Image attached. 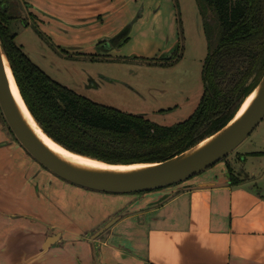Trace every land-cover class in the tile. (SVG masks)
<instances>
[{
    "label": "rangeland",
    "instance_id": "rangeland-1",
    "mask_svg": "<svg viewBox=\"0 0 264 264\" xmlns=\"http://www.w3.org/2000/svg\"><path fill=\"white\" fill-rule=\"evenodd\" d=\"M10 1L11 14L16 18L11 25L17 34L16 43L62 85L94 102L143 114L164 126L187 120L197 109L206 89L205 59L217 46L219 36L215 15L205 0H114L112 13L105 20L108 28L116 32L111 33L112 42L97 38L95 33L100 28L92 32L85 25L74 26L69 11H83L75 6V0H51L52 4L38 1L40 8L49 10L52 17L31 9L25 0ZM126 37L129 40L124 43ZM160 59L169 61L159 64ZM254 151H264V120L229 156L201 174L208 177L212 172L223 171L228 176L234 166L243 167L246 153ZM257 161L259 169L264 170V159ZM14 171L24 180L32 175H39L38 179L44 176L49 189L41 187L44 196L36 201L37 187L32 186L36 190L31 189L32 195L23 187V202L19 201L18 195H11L10 175ZM192 179L133 194L77 186L47 170L30 155L12 133L0 109V223L14 222V214L19 218L21 213L36 211L58 224L66 225L69 219L65 217H73L70 221L84 234L87 229L100 227L115 211L122 209V218L146 211L142 207L144 202L160 198L162 190L166 200L167 195L174 196L178 187ZM47 194L53 202L50 207L44 202ZM146 220V216L131 220V225L137 227V236L131 241L133 247L145 246ZM34 225L31 223L29 228L35 229Z\"/></svg>",
    "mask_w": 264,
    "mask_h": 264
},
{
    "label": "crops",
    "instance_id": "crops-1",
    "mask_svg": "<svg viewBox=\"0 0 264 264\" xmlns=\"http://www.w3.org/2000/svg\"><path fill=\"white\" fill-rule=\"evenodd\" d=\"M25 1L44 17H52L49 10L40 8V0ZM45 1L52 4L51 0ZM112 3L114 0H75V6L83 11L70 10L69 19L74 26L85 25L89 31L100 28L94 32L97 38L112 39L111 33L116 32L105 24ZM246 155L243 167L232 168L238 184H233L230 173L226 176L223 171L208 177L200 174L178 187L174 196L167 195L166 200V193L160 191L163 196L144 202V212L125 218L122 209L113 212L110 217L118 215L117 220L100 238L93 228L82 234L70 216L65 217L69 219L65 225L49 222L46 215L36 211L21 213L19 218L14 214V222L0 223V264H264V170L259 169L257 161L264 159V151ZM10 177L11 195H18L19 201L23 187L31 195L32 186L37 187V191L33 188L36 201L44 196L41 187L49 189L44 176L38 179L39 175H32L24 180L14 171ZM44 202L48 207L53 204L49 194ZM141 216L148 220L147 236L145 246L136 248L131 241L137 236V227L131 225V220ZM29 223L36 224L35 229L29 228ZM49 226L59 230L68 243L39 252L50 235Z\"/></svg>",
    "mask_w": 264,
    "mask_h": 264
},
{
    "label": "trees",
    "instance_id": "trees-1",
    "mask_svg": "<svg viewBox=\"0 0 264 264\" xmlns=\"http://www.w3.org/2000/svg\"><path fill=\"white\" fill-rule=\"evenodd\" d=\"M205 3L219 26L217 46L205 59V93L187 120L171 126L94 102L52 79L16 43L10 0H0V40L26 105L54 141L110 164L162 162L224 128L264 76V0Z\"/></svg>",
    "mask_w": 264,
    "mask_h": 264
},
{
    "label": "water",
    "instance_id": "water-1",
    "mask_svg": "<svg viewBox=\"0 0 264 264\" xmlns=\"http://www.w3.org/2000/svg\"><path fill=\"white\" fill-rule=\"evenodd\" d=\"M6 61L9 64L15 84L18 87L10 62L0 40V109L18 142L47 170L70 183L94 191L112 194L143 193L160 190L187 181L229 156L264 120L263 76L257 87L250 93L251 95L254 91H257L256 98L242 116L236 119L243 104L234 118L224 128L204 139L193 148L162 162L141 163L150 165L142 169L130 171H97L87 169L64 160L50 150L34 132V129L24 120L12 94ZM44 133L47 134L45 131ZM203 143L205 144L200 146ZM106 164L117 166V164ZM116 220L114 219L102 228L96 234V237L110 228ZM56 240L57 237L49 238L43 247L44 251L56 243Z\"/></svg>",
    "mask_w": 264,
    "mask_h": 264
},
{
    "label": "bare ground",
    "instance_id": "bare-ground-1",
    "mask_svg": "<svg viewBox=\"0 0 264 264\" xmlns=\"http://www.w3.org/2000/svg\"><path fill=\"white\" fill-rule=\"evenodd\" d=\"M6 67L9 75L10 80V86L12 90L13 97L16 102V106L18 110L20 111L22 117L24 120L34 129V132L38 135V137L43 141V143L54 153H56L58 156L63 158L64 160L73 163L75 165H78L83 168L97 170V171H130L135 169H142L149 167V164H133L129 166L124 165H117L112 166L109 164H106L101 161L93 160L91 158H87L84 156H80L76 153H73L66 148H64L62 145L56 143L54 140H52L47 134L44 133L42 128L39 126V124L36 122L34 117L32 116L31 112L29 111L28 107L26 106V103L24 102L18 87L15 84L14 78L12 76L11 70L9 68V64L6 61ZM257 96V91H254L243 103L239 113L236 116V119H239L242 114L247 110V108L250 106V104L254 101V99ZM205 143L201 144L200 146H203Z\"/></svg>",
    "mask_w": 264,
    "mask_h": 264
},
{
    "label": "flooded vegetation",
    "instance_id": "flooded-vegetation-1",
    "mask_svg": "<svg viewBox=\"0 0 264 264\" xmlns=\"http://www.w3.org/2000/svg\"><path fill=\"white\" fill-rule=\"evenodd\" d=\"M113 39L114 38L109 39V41L112 42ZM109 41H107V42H109ZM117 216L118 215H114V216L110 217L108 220H106V222L104 224H102L99 228H97V230L95 231V233L97 234L102 228L105 227V225L109 224L111 221H113L114 219H116ZM111 228H112V226L110 228H108L106 231H104L103 233H101L100 236H98L97 238H100L104 233L108 232ZM48 232L50 233V235H47V237L45 239L46 242L51 237H57L56 243H54L53 245H51L49 247L50 250H52L54 247L62 248V247H64V246L67 245L68 241L65 238H63L64 236H63V234L60 233L59 230H57V231L55 230V227L54 226H49L48 227ZM92 235H94V234H91V236ZM45 243H44V245H45ZM44 245L42 244V247H40L39 252L43 251Z\"/></svg>",
    "mask_w": 264,
    "mask_h": 264
}]
</instances>
